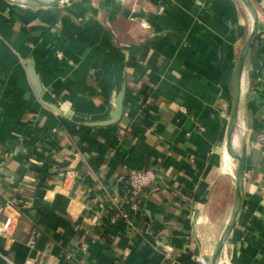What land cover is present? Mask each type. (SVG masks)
Here are the masks:
<instances>
[{
	"label": "crops",
	"instance_id": "1",
	"mask_svg": "<svg viewBox=\"0 0 264 264\" xmlns=\"http://www.w3.org/2000/svg\"><path fill=\"white\" fill-rule=\"evenodd\" d=\"M251 2L242 206L220 264H264V0ZM250 29L238 0H0V222L17 217L0 264H210L232 208L225 133ZM120 94V120L92 126ZM145 168L157 178L136 226L112 223L124 176Z\"/></svg>",
	"mask_w": 264,
	"mask_h": 264
},
{
	"label": "water",
	"instance_id": "2",
	"mask_svg": "<svg viewBox=\"0 0 264 264\" xmlns=\"http://www.w3.org/2000/svg\"><path fill=\"white\" fill-rule=\"evenodd\" d=\"M9 1L14 3H19L22 5H27L30 7H51L60 3L62 0H9ZM238 1L242 3V5L248 11L251 17V29L249 31L247 38L243 42L236 59L232 97H231V107H230L229 117L226 126V133H225L226 155L228 156L229 159L233 161L235 165V189H234L230 216L222 233L220 234L218 240L214 245L210 258V264H220V256L224 244L238 220L242 206V178H243L242 156L240 151L234 149V147L232 146V139L234 134L237 133V114H238V104H239L240 88L242 82L243 67L250 50L253 48L254 39L258 31V15H257V10L254 7L251 0H238ZM31 79H32V83L35 85L36 79L32 74H31ZM122 99H123V94H120L116 101V106L112 118L109 121L103 123H96L92 126H105V125H111L117 123L122 116V110H123Z\"/></svg>",
	"mask_w": 264,
	"mask_h": 264
},
{
	"label": "built area",
	"instance_id": "3",
	"mask_svg": "<svg viewBox=\"0 0 264 264\" xmlns=\"http://www.w3.org/2000/svg\"><path fill=\"white\" fill-rule=\"evenodd\" d=\"M255 141L258 146L264 150V131L256 135ZM157 178V173L154 169L145 168L131 171L124 176L122 185V196L117 200V208L111 218V222L123 221L132 226H136V213L142 205L146 191L153 186ZM17 217L6 216L0 222V236L11 238L12 231ZM38 235L36 231L32 232L27 240V245L33 247L35 244V237ZM4 255L0 252V259ZM170 264H182L179 259H171ZM197 264H205L203 260H197Z\"/></svg>",
	"mask_w": 264,
	"mask_h": 264
},
{
	"label": "trees",
	"instance_id": "4",
	"mask_svg": "<svg viewBox=\"0 0 264 264\" xmlns=\"http://www.w3.org/2000/svg\"><path fill=\"white\" fill-rule=\"evenodd\" d=\"M180 262L182 263V264H196V263H194V262H191V261H189V260H187V258L185 259H180Z\"/></svg>",
	"mask_w": 264,
	"mask_h": 264
},
{
	"label": "bare ground",
	"instance_id": "5",
	"mask_svg": "<svg viewBox=\"0 0 264 264\" xmlns=\"http://www.w3.org/2000/svg\"><path fill=\"white\" fill-rule=\"evenodd\" d=\"M239 127V126H238ZM242 130V129H241ZM233 142H232V146L234 147V145L236 146L237 145V141H236V139L234 138L233 140H232ZM234 144V145H233ZM234 149H235V147H234ZM227 161V160H226ZM228 165V164H227ZM233 170V169H232ZM234 172V171H233Z\"/></svg>",
	"mask_w": 264,
	"mask_h": 264
}]
</instances>
